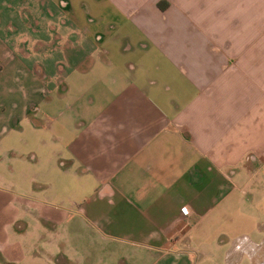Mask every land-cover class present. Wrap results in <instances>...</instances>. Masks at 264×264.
Listing matches in <instances>:
<instances>
[{
  "label": "crops",
  "instance_id": "1",
  "mask_svg": "<svg viewBox=\"0 0 264 264\" xmlns=\"http://www.w3.org/2000/svg\"><path fill=\"white\" fill-rule=\"evenodd\" d=\"M42 109L68 210L0 264H264V0H0V132Z\"/></svg>",
  "mask_w": 264,
  "mask_h": 264
},
{
  "label": "rangeland",
  "instance_id": "2",
  "mask_svg": "<svg viewBox=\"0 0 264 264\" xmlns=\"http://www.w3.org/2000/svg\"><path fill=\"white\" fill-rule=\"evenodd\" d=\"M30 32L33 35L39 34L41 37L43 35L45 38L50 34L52 37H57L58 42L62 37L58 29L25 30L22 36ZM57 47L59 51L60 44ZM61 91L65 92L63 95L68 98L66 82L61 85L59 92ZM45 111L43 109L33 111L31 119H22L18 129L0 132V199L7 205L6 208L0 206V220L1 215L5 213L8 214V218H13L20 213L21 202L29 207L28 211L32 213L36 212L37 206L40 207L42 216L50 214L54 208L68 210V193L72 189V184L68 186V174H64L61 168L64 163L68 165V156L61 144H55L50 140V135L52 136L57 131L56 127L54 128L53 124L44 118ZM35 124L46 128L44 130ZM65 127H68V124ZM57 128L62 129L63 127L58 125ZM7 150L9 152L3 154ZM55 151H63V159L55 161L53 155ZM56 164L60 167L56 168ZM28 186L30 190H26ZM30 200H36L38 203L29 204ZM1 210L4 211L2 214ZM41 224L45 229L50 228L44 221H41ZM39 228L41 227L33 221L31 230L36 231Z\"/></svg>",
  "mask_w": 264,
  "mask_h": 264
},
{
  "label": "built area",
  "instance_id": "3",
  "mask_svg": "<svg viewBox=\"0 0 264 264\" xmlns=\"http://www.w3.org/2000/svg\"><path fill=\"white\" fill-rule=\"evenodd\" d=\"M182 211H183V213H184L185 215L188 214V212L186 211V208H183Z\"/></svg>",
  "mask_w": 264,
  "mask_h": 264
}]
</instances>
